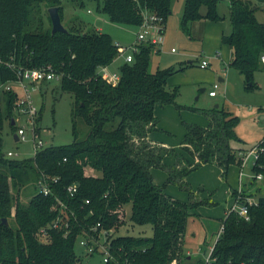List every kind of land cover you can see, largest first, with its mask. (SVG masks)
Listing matches in <instances>:
<instances>
[{"label":"trees","instance_id":"trees-1","mask_svg":"<svg viewBox=\"0 0 264 264\" xmlns=\"http://www.w3.org/2000/svg\"><path fill=\"white\" fill-rule=\"evenodd\" d=\"M62 1L0 0V87L16 81L20 69L48 68L60 90L73 97L70 144L42 146L32 157L22 159L6 157L0 149V264H82L75 253L77 237L96 222L101 223V230H111L105 242L112 260L106 264H186L190 258L184 254L187 219L198 206L213 203L193 197L183 180L203 164H215L223 176L230 165L241 166L242 155L250 148L232 146L242 143L235 130L239 119L224 109H214L205 127L186 126L179 148L194 162L180 156L174 168L175 179L186 185L181 187L188 191V198L181 201L167 195L153 183L150 170L164 167L165 154L174 150L149 144L147 135L159 130L155 104L179 107L175 103L178 88L168 89L166 84L183 67L149 72L152 53L158 51L142 44L131 62L119 66L117 84L108 83L99 69L109 67L118 56L110 35L94 29L80 31L75 26L51 33V27H45L46 18L51 25L48 8H58L62 21ZM69 1L84 4L83 0ZM225 1L230 32L221 37V45L230 49L228 66L251 90L254 73L264 70L260 62L264 22L257 20L258 8L250 0ZM96 2L97 11L111 22L135 27L141 25L145 12L161 17L164 25L171 14V0ZM257 2L264 4V0ZM219 3L184 0L182 31L189 33L195 21H221ZM17 97L15 90L0 89V148L5 122L16 128L11 121L15 123ZM254 147L259 153L251 163L250 185L256 176L264 177V134ZM43 177L51 189L46 196L37 184ZM52 178L57 179L53 182ZM73 184L76 192L70 195L67 187ZM245 186L233 195L237 206L247 205L248 219L233 209L227 212L221 219L222 231L211 246L209 264H264V197L246 192ZM22 196L29 199L23 202ZM56 198L73 210L67 228L59 230L48 227L58 216L52 208ZM248 198L255 199L248 204ZM128 223L149 225L152 235H117ZM197 264H204L203 259Z\"/></svg>","mask_w":264,"mask_h":264},{"label":"rangeland","instance_id":"rangeland-1","mask_svg":"<svg viewBox=\"0 0 264 264\" xmlns=\"http://www.w3.org/2000/svg\"><path fill=\"white\" fill-rule=\"evenodd\" d=\"M183 1L171 0V14L165 20L163 48L158 53H152L148 67L149 72L169 66L183 67V70L172 74L166 84L168 89L178 88L175 103L179 107L177 108L173 104L170 106L176 114V120L171 112L170 121L171 123L174 120L177 121L174 127L180 130L183 129L186 133L188 124L202 126L206 121H209L214 109H224L239 119L235 130L238 138L242 139L243 143L233 142L232 145H236L237 148L241 149L251 148L258 143L264 134V128L262 127L264 118V70H258L254 73L255 87L247 90L242 76L235 69L228 66V47L221 45L217 39L220 33L228 34L230 32L229 10L226 1L218 4V12L223 17L221 21L207 28L205 27L206 22L195 21L189 33L183 32L180 27ZM250 1L254 7L258 8L255 12L257 20L264 22V4L257 2V0ZM83 3V6H81L79 3L69 0L62 1V25L65 28L75 26L80 31L94 29L106 33L111 36L115 44L125 47L129 51L130 46L135 42L138 27L111 22L106 14L97 11L96 0H83ZM45 27H51L47 18L45 19ZM202 40H204V44ZM204 45L216 51V53L210 55L208 52L210 50ZM171 47L175 49V52L171 53L169 51ZM123 55H118L109 65L108 73L110 75L119 74L118 68L124 63ZM202 56L207 57L209 60L207 68L198 66ZM211 73L213 74L211 75ZM219 77L222 78V81L218 80ZM214 84H217L215 89L213 88ZM27 86L29 88L33 87L29 90V95L33 105L37 108V114L32 119L33 133L32 126L24 117L17 116L16 111L14 113V118L17 119L14 123L16 128H10L9 124L5 122L1 129L2 145L0 149L6 157L11 159L32 157L34 154V142L41 141L42 146L45 147L49 145H68L72 141V95L60 90L57 79L49 82L32 83ZM212 89L216 92L215 97H210L208 94ZM18 90L21 92L20 89ZM20 92H18V95L21 94ZM20 127L24 129V140L17 136V129ZM14 135L19 140L15 141ZM182 139L183 136L180 135L179 141H182ZM180 150L184 152L183 149L179 148L178 151ZM8 152L12 153V156H7ZM184 153L186 154V152ZM180 154V152L176 151L166 153V156L173 158V163H163L164 167L162 168L154 167L156 170L163 172L167 178L168 176L170 177L168 181L166 179L165 186L161 185L163 192L166 194H169V190H173L175 194L179 192L188 194V191L183 189L186 185L182 184V181H179L178 178L175 179L176 170L174 166ZM253 156V154H248L243 163L242 170L246 177L252 178L253 176L251 172ZM208 164L217 168L213 163ZM86 173L93 174L89 169H86ZM263 178L261 177V179ZM243 181L242 179L241 185H243ZM28 186L29 188L32 187V185ZM249 186L245 188L246 192L252 193L249 191ZM256 189H259V191ZM251 190H255V192L259 193L258 195L264 197V179L256 181ZM199 193L200 191L198 190V192L193 194V197L198 198ZM209 196L206 195L205 199H201L208 203H213L211 206L223 205V202L221 203L218 200L216 202ZM28 199L26 196L21 197L23 202ZM126 209L129 216L130 205ZM222 216L223 214L216 215L215 218H207L193 215L187 219L184 235V254H187L190 258L186 264H197L200 259H203L205 263V259L210 253V246L214 243L221 227ZM125 220L127 221V218ZM117 235L150 237L152 229L149 225L138 226L128 223V225H123L119 228ZM75 253L80 257L82 264H103L98 254L86 256L85 250L78 243L75 245Z\"/></svg>","mask_w":264,"mask_h":264},{"label":"built area","instance_id":"built-area-1","mask_svg":"<svg viewBox=\"0 0 264 264\" xmlns=\"http://www.w3.org/2000/svg\"><path fill=\"white\" fill-rule=\"evenodd\" d=\"M164 31H165V25L163 23V20L161 17L153 14L145 12L143 14V21L140 26H138V31L136 34L135 42L130 46V50L127 51L125 47H122L118 44L117 50L118 55H123V61L124 62H131L133 54L139 51V47L142 44H150L153 45L155 48V51H161L164 45ZM170 52H175L174 48L170 49ZM260 62L264 63V55L260 57ZM198 66L200 68H207L209 66V60L208 59H201ZM99 74L103 79H105L108 83H111L113 85H116L119 81V74H109L108 73V67L103 66L99 69ZM17 79L14 82L6 83L1 85L0 89L4 91H10L17 89L18 92H20L18 89L21 90V94L18 95V92L16 91L18 97L17 101L15 103V111L17 116L24 117L27 122L32 126V133H33V118L37 114V108L33 105V102L31 100V97L29 95V90L32 88H29L27 85L32 83H38V82H49L53 79H57L54 73L48 69V68H26V69H20L16 71ZM217 85L215 84L213 88L215 89ZM209 96L213 97L215 96L216 92L214 90L209 91ZM17 119L15 118V122ZM262 127L264 128V118L262 120ZM17 136L24 140V129L18 128L17 129ZM18 138V140H19ZM34 142V141H33ZM42 143L41 141L34 142L33 143V152H36L39 148H41ZM259 153L258 147H254L250 149L247 153L242 155L241 159V166H240V173H239V181L244 176L242 167L243 163L246 160L248 154H253V160L257 157ZM7 156H12V153L8 152ZM257 179H260L261 176H256ZM57 178H52L51 181L55 182ZM38 188L39 191L43 195H48L51 192V189L49 185L46 182V178L43 177L42 179H39L38 181ZM76 184H73L69 187H67V191L72 195L76 192ZM85 203H88V200L85 201ZM248 204H251V201H248ZM53 209L56 210L58 213V216L56 220L49 225L48 227L50 229H62L67 228L69 216L73 215V210L66 204L65 202L61 201L60 199H55V204L52 206ZM238 215L244 217L245 219H248L247 217V205H238L233 208ZM91 214V212L89 213ZM100 228V230H99ZM222 231V227H220L219 232L216 235V239L219 237L220 233ZM111 233V230L105 231L101 230V223L96 222L94 225L89 227L87 230H82L79 236L77 237L76 243L79 244L81 248H83L86 252V256H92L94 254H98L101 258V261L103 264L108 263L110 260H112V255L108 247V243H106L107 236H109ZM211 251V248H210ZM210 253L208 257L205 259L204 264H209Z\"/></svg>","mask_w":264,"mask_h":264},{"label":"crops","instance_id":"crops-1","mask_svg":"<svg viewBox=\"0 0 264 264\" xmlns=\"http://www.w3.org/2000/svg\"><path fill=\"white\" fill-rule=\"evenodd\" d=\"M220 2H225V0L220 1ZM183 3H184V1H183ZM201 22L207 23L205 25L206 28L215 25V23L209 22V21L201 20ZM192 25H193V23H192ZM223 35H225V34L220 33L217 36L218 42L220 44H221V37ZM203 41L204 40H202V42ZM203 44H204V42H203ZM205 47H207V46H205ZM171 48H173V47H171ZM208 49L210 50V51H208L210 55L216 53V51H213L210 48H208ZM228 50H229V60H230L231 52H230L229 48H228ZM208 57H211V56H208ZM204 58L207 59V57L202 56V59H204ZM229 60H228V62H229ZM228 62H227V64H228ZM189 63H191V62H189ZM212 74L213 73H211V75ZM218 80L222 81V78L219 77ZM215 96H216V94H215ZM215 96H213V97H215ZM170 106L171 105L162 106L158 103L155 104L154 115L157 119V128L159 130L149 133L147 135V142L151 145L160 146V147H163L166 149L172 148L174 151L181 153L180 156L183 160L184 159L187 161L189 160L191 163H193L194 161L192 159H190L184 152H181V150L178 151L179 146H180V142H181V140L179 141V137H180V135L184 136L185 132L183 131V129L180 130V129H177V127H174V125L177 123V121H175L176 120V114H175L174 110L171 109ZM171 112L175 116V120L173 123H171V121H170V119L172 117ZM180 117H181V114H180ZM207 124H208V122L206 121L205 124L202 126L205 127ZM182 133H183V135H182ZM240 140L243 141L242 139H240ZM232 146L237 148L236 145H232ZM254 146L255 145H253L251 148H253ZM162 161L165 164H167V163L172 164L173 158L165 156ZM175 164H176V162H175ZM150 172H151V175L153 178V183L156 186H161L162 184L164 185L167 177L163 174V172H161L158 169L156 170L155 168H152L150 170ZM239 173H240V167L236 166V165H230L226 171L225 176H223L221 168H219V167L216 168L214 166H211L210 164H203L200 166V168H198V170H196L195 172H193V173L189 174L187 177H185L183 181L186 184H188L189 187H191V192L193 194L195 192H198V190L200 191V193L198 195L199 196L198 198H200V200H203L201 198L205 199L206 195L207 196L210 195L209 197H211L214 201L218 200L221 203L223 202V205L218 204L217 206H211V205L210 206L209 205L198 206L197 208H195L192 211V214L204 216L207 218H215L216 215H222L223 214L222 217L224 218V214L226 215L228 211L232 210L234 207L237 206V204L235 202V196L233 195V193H234V191L240 190L242 179L244 180L243 184H246V186L244 188H248L247 185H250L249 183L251 182L252 178L246 177L244 175L242 177V179L239 181ZM244 178H246V179H244ZM263 179H261V178L256 179V181H262ZM254 183H253V185H254ZM253 185L249 186L250 187L249 191L252 193L253 192L255 193V190L254 191L251 190ZM256 190L259 191V189H256ZM258 194L259 193L256 192L255 196L256 197L261 196ZM167 195H169L175 199H179L181 201H186L188 198V196H187L188 194L186 192H184V193L179 192V193L175 194L173 190H169V194H167ZM254 199L255 198H248V200L251 202H253ZM218 208H219V210H218ZM210 248H211V246H210Z\"/></svg>","mask_w":264,"mask_h":264},{"label":"water","instance_id":"water-1","mask_svg":"<svg viewBox=\"0 0 264 264\" xmlns=\"http://www.w3.org/2000/svg\"><path fill=\"white\" fill-rule=\"evenodd\" d=\"M217 1H224V0H217ZM47 14L49 16L51 22V33L58 32V31H66L64 26L61 23L60 15L58 12V8L51 7L47 9ZM11 124H14V121H11ZM15 141L18 140L17 136L14 135ZM3 223L7 224L6 220H3Z\"/></svg>","mask_w":264,"mask_h":264}]
</instances>
